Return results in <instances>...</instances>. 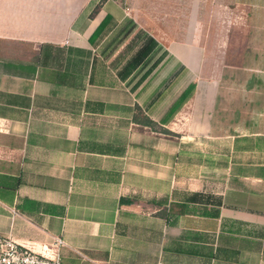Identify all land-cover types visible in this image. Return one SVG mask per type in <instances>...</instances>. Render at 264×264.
Masks as SVG:
<instances>
[{"label":"crops","instance_id":"obj_1","mask_svg":"<svg viewBox=\"0 0 264 264\" xmlns=\"http://www.w3.org/2000/svg\"><path fill=\"white\" fill-rule=\"evenodd\" d=\"M186 9L151 30L112 0H0L1 238L264 264V0Z\"/></svg>","mask_w":264,"mask_h":264},{"label":"rangeland","instance_id":"obj_2","mask_svg":"<svg viewBox=\"0 0 264 264\" xmlns=\"http://www.w3.org/2000/svg\"><path fill=\"white\" fill-rule=\"evenodd\" d=\"M105 0H96L98 5ZM120 4L126 11L140 17L141 27H149L151 30L159 24L163 27V21H169L174 13L177 15V23L181 27V21L185 19L186 5L188 0H112ZM172 14V15H171ZM171 15V17H169ZM202 15V9H201ZM150 25V26H149ZM153 27V28H152ZM223 32V31H222ZM239 34V33H238ZM237 35V34H236Z\"/></svg>","mask_w":264,"mask_h":264},{"label":"built area","instance_id":"obj_3","mask_svg":"<svg viewBox=\"0 0 264 264\" xmlns=\"http://www.w3.org/2000/svg\"><path fill=\"white\" fill-rule=\"evenodd\" d=\"M61 245L59 240L56 241ZM0 264H61L58 256H44L26 248H20L9 238L0 237Z\"/></svg>","mask_w":264,"mask_h":264},{"label":"trees","instance_id":"obj_4","mask_svg":"<svg viewBox=\"0 0 264 264\" xmlns=\"http://www.w3.org/2000/svg\"><path fill=\"white\" fill-rule=\"evenodd\" d=\"M97 7H98V6H95V7L92 9V11L90 12L89 16H93V15L95 14V12H96V10H97Z\"/></svg>","mask_w":264,"mask_h":264}]
</instances>
